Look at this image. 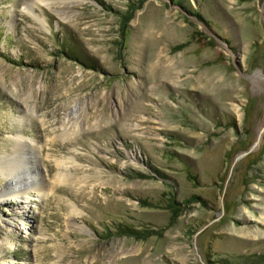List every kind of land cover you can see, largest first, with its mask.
<instances>
[{"label":"rangeland","instance_id":"obj_1","mask_svg":"<svg viewBox=\"0 0 264 264\" xmlns=\"http://www.w3.org/2000/svg\"><path fill=\"white\" fill-rule=\"evenodd\" d=\"M31 1L0 0V165L31 191L0 264H264V0Z\"/></svg>","mask_w":264,"mask_h":264},{"label":"bare ground","instance_id":"obj_2","mask_svg":"<svg viewBox=\"0 0 264 264\" xmlns=\"http://www.w3.org/2000/svg\"><path fill=\"white\" fill-rule=\"evenodd\" d=\"M39 1V0H38ZM36 2H37V0H32L31 1V3L29 4V5H27L26 6V8H27V10L29 11V13L31 14V15H33L32 14V9H33V6H35V5H37L36 4ZM40 2V1H39ZM34 16V15H33ZM35 19V18H34ZM37 19H38V17H37ZM169 66H167L166 68H165V72H168V71H170L171 69H173L172 68V66L170 67V64H168ZM169 73V72H168ZM83 110V109H82ZM72 114V113H71ZM72 116H73V114H72ZM74 117V116H73ZM79 117V116H78ZM78 117H76L77 119H79ZM72 127H79V124L78 123H75V125H72ZM74 130V129H73ZM75 133V131L72 133V135ZM19 139V138H18ZM20 139H23L22 137H20ZM24 140H26V139H24ZM22 141V140H21ZM26 143L29 145V146H33V144L31 145V143H33V141H31V142H27L26 141ZM26 143H25V145H26ZM20 145V144H19ZM23 145V144H22ZM22 145H20L15 151L17 152V153H19V151H21L22 149H23V146ZM6 160V158L4 159V158H2V160H0V161H3V163L4 164H7L8 162H6L5 161ZM8 161V160H7ZM2 163V164H3ZM34 166H33V168H32V173L35 175V177L36 178H33V176L32 177H30L29 175H27V180H37L38 181V183L35 185V187H37L39 190L37 191V192H42V190H44L43 189V187L41 186V184L39 183V172H38V170H37V168H36V165L35 164H33ZM59 165L60 166H62V163H59ZM0 175H2V176H4L6 179H7V183H9V185H13V186H11L12 188L10 189V191H5V192H3V193H1L0 194V203H5V201H6V199H5V197L6 196H10L11 195V197L12 198H17V200L20 202L21 201V203H23L24 204V201H25V199H26V201H25V204H27V200H28V197H29V194H30V190H29V187H26V188H24L23 186H24V184L21 182V181H19V179H17L18 178V176L17 175H15V174H13V171L12 172H9V170H13V168L12 169H8V171H7V173L6 172H4V171H2V168H3V166L2 165H0ZM30 173V172H29ZM31 173V174H32ZM58 178H57V180H58V182H61L62 180H63V178L65 177L64 175H58L57 176ZM31 184V183H30ZM42 187V188H41ZM41 194H43V193H41ZM40 195V194H39ZM10 197V198H11ZM24 197H25V199H24ZM23 201V202H22ZM72 208V207H71ZM24 209V208H23ZM72 212H74V208H72ZM10 226L12 225V223L11 224H9Z\"/></svg>","mask_w":264,"mask_h":264},{"label":"trees","instance_id":"obj_3","mask_svg":"<svg viewBox=\"0 0 264 264\" xmlns=\"http://www.w3.org/2000/svg\"><path fill=\"white\" fill-rule=\"evenodd\" d=\"M133 232H134V231H128L127 233H129V234H133Z\"/></svg>","mask_w":264,"mask_h":264}]
</instances>
